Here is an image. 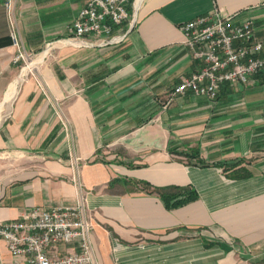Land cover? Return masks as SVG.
<instances>
[{"label": "crops", "instance_id": "crops-1", "mask_svg": "<svg viewBox=\"0 0 264 264\" xmlns=\"http://www.w3.org/2000/svg\"><path fill=\"white\" fill-rule=\"evenodd\" d=\"M4 1L0 221L82 197L98 264H264V68L213 101L172 95L202 66L179 25L216 7L264 49V0H130L124 39L94 47L63 40L88 0H14L26 64ZM172 186L197 198L168 209L154 188ZM0 264L28 263L0 240Z\"/></svg>", "mask_w": 264, "mask_h": 264}, {"label": "built area", "instance_id": "built-area-1", "mask_svg": "<svg viewBox=\"0 0 264 264\" xmlns=\"http://www.w3.org/2000/svg\"><path fill=\"white\" fill-rule=\"evenodd\" d=\"M130 0H88L76 17L66 25L63 39L79 46H104L119 43L125 31L114 34V28L125 21L132 26ZM16 54L13 62H29L33 53L26 52L16 34L13 16L14 0H5ZM179 29L184 46L202 66L181 79L172 95L189 91L215 100L224 84H244L248 77L264 68L263 42L254 34L252 18L236 21L234 16H222L214 7L210 15L182 22ZM46 45L44 53L47 52ZM43 53V54H44ZM0 240L12 256H22L28 264H98L92 240V225L83 198L76 204H59L50 208L34 207L19 218L0 221ZM72 247L60 253L57 246Z\"/></svg>", "mask_w": 264, "mask_h": 264}, {"label": "trees", "instance_id": "trees-1", "mask_svg": "<svg viewBox=\"0 0 264 264\" xmlns=\"http://www.w3.org/2000/svg\"><path fill=\"white\" fill-rule=\"evenodd\" d=\"M234 175L244 177L247 176L248 173H235ZM146 185H148V183H146ZM154 191L158 194L168 209L180 207L197 198L196 191L190 187H155Z\"/></svg>", "mask_w": 264, "mask_h": 264}, {"label": "rangeland", "instance_id": "rangeland-1", "mask_svg": "<svg viewBox=\"0 0 264 264\" xmlns=\"http://www.w3.org/2000/svg\"><path fill=\"white\" fill-rule=\"evenodd\" d=\"M50 46H51V45H50ZM44 50H45V49H44ZM41 53H42V52H41ZM182 160H185V161H187V159H185V158H184V159H182Z\"/></svg>", "mask_w": 264, "mask_h": 264}]
</instances>
